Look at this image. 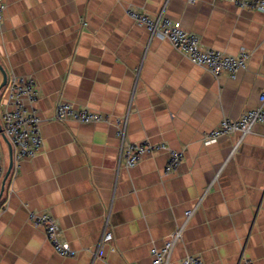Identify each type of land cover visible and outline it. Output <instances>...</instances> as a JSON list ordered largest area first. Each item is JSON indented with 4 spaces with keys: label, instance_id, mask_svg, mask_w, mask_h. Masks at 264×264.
Returning <instances> with one entry per match:
<instances>
[{
    "label": "crops",
    "instance_id": "0c3cea01",
    "mask_svg": "<svg viewBox=\"0 0 264 264\" xmlns=\"http://www.w3.org/2000/svg\"><path fill=\"white\" fill-rule=\"evenodd\" d=\"M0 27V264H152L151 249L177 230L170 264H264V122L245 136L206 135L240 117L264 92V12L229 0H5ZM167 15L205 47L250 52L236 78L196 65L169 40L151 37L130 8ZM14 76H32L43 119L42 150L18 167L3 135ZM59 101L109 122L58 121ZM130 142L183 152L166 173L167 149L119 165L117 120ZM11 160L13 162L10 170ZM193 211L190 216L188 212ZM48 212L76 251L58 254L30 213ZM113 239L95 256L102 233Z\"/></svg>",
    "mask_w": 264,
    "mask_h": 264
},
{
    "label": "built area",
    "instance_id": "2783aa9c",
    "mask_svg": "<svg viewBox=\"0 0 264 264\" xmlns=\"http://www.w3.org/2000/svg\"><path fill=\"white\" fill-rule=\"evenodd\" d=\"M243 9L264 12V0H229ZM6 11L5 0H0V27L4 21ZM167 4L155 15L130 8L128 14L138 23L145 25L151 37L159 36L170 41L177 50L185 53L190 61L203 66L214 75H227L236 78L238 73L248 68L250 52L241 49L237 54H228L221 50L205 47L200 37L186 30L180 20L167 15ZM40 91L37 82L32 76H14L7 94L6 106L3 112V135L8 139L13 159L18 167L19 163L27 158H32L42 150L44 139L41 132L42 117L37 106ZM54 117L58 121L73 120L81 123L109 122L107 115L92 110L89 107H76L70 102L59 101L54 110ZM264 122V92L260 95L258 106L245 111L238 118L224 117L218 127L206 135L207 141H216L220 137L238 132L245 136L252 128ZM117 134L120 138L118 156L119 165L128 167L136 166L146 153H152L159 149H167L169 158L165 165V172L170 173L181 165L184 154L181 151L169 148L164 143L153 144L148 141L130 142L127 139V118L117 120ZM4 172L2 150L0 146V177ZM193 211L188 212V216ZM31 221L45 229L48 241L55 251L67 257H74L76 251L69 243L62 239L56 219L48 212L30 213ZM182 237V228L177 229L162 247L151 249L152 264H170V256L177 241ZM113 239L110 231L105 230L100 238L95 251V256L104 254V246ZM179 264H205L197 255L184 257ZM240 264H254L250 259L243 260Z\"/></svg>",
    "mask_w": 264,
    "mask_h": 264
},
{
    "label": "water",
    "instance_id": "95a60500",
    "mask_svg": "<svg viewBox=\"0 0 264 264\" xmlns=\"http://www.w3.org/2000/svg\"><path fill=\"white\" fill-rule=\"evenodd\" d=\"M0 70L3 72V74H4V76H5V80H6V73H5V71L2 69V67L0 66ZM5 137V136H4ZM5 139L8 141V139L5 137ZM10 144V143H9ZM11 151H12V148H11ZM12 165H13V162H12V160H11V163H10V170H11V168H12Z\"/></svg>",
    "mask_w": 264,
    "mask_h": 264
}]
</instances>
